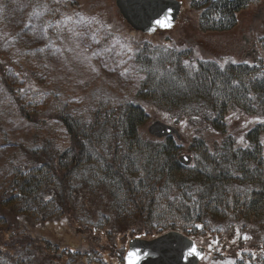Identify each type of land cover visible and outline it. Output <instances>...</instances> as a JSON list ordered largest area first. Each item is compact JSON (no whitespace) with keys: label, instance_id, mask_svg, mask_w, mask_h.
Segmentation results:
<instances>
[{"label":"trees","instance_id":"trees-1","mask_svg":"<svg viewBox=\"0 0 264 264\" xmlns=\"http://www.w3.org/2000/svg\"><path fill=\"white\" fill-rule=\"evenodd\" d=\"M251 1L189 0L188 6L197 10L204 6L203 25L208 23L211 31H224L236 25V13ZM141 50L145 62L149 61V52ZM253 50L252 55L243 52L240 61L223 66L217 58L192 59V46L183 48L176 42L166 53L157 54L158 74L149 72L141 81L137 90L140 99H152L169 109L201 103L214 113V126L224 134L216 143L194 135L189 147L194 156L192 166L178 161L182 145L174 135L155 138L146 133L145 125L152 116L141 103L127 100L114 105L99 99L93 109L80 113L53 92L44 111L27 105L22 95L31 87L26 83L14 87L0 60V81L7 98L36 126L35 146L19 145L17 160L7 165V181L0 185V264H32L39 251L30 250L35 235L25 223L33 221L35 226L68 218L65 211L71 200L82 204L78 218L89 220L91 212L84 206L86 202L94 206L85 197L96 193L98 198L107 197L116 217L135 218L145 225L158 222L164 226L162 231L176 229L197 236L206 231L210 219L224 216L261 220L264 231L261 128L247 130L245 144L240 147L234 134L225 131V116L231 108L246 112L264 108V67L258 59L253 61ZM51 121L68 138L65 144L48 127ZM8 213L15 221L8 220ZM40 240L52 262L57 258L65 264H88L77 257L79 254L61 249L59 238L37 242ZM254 259L247 257L250 264ZM234 264L247 261L240 259Z\"/></svg>","mask_w":264,"mask_h":264},{"label":"rangeland","instance_id":"rangeland-1","mask_svg":"<svg viewBox=\"0 0 264 264\" xmlns=\"http://www.w3.org/2000/svg\"><path fill=\"white\" fill-rule=\"evenodd\" d=\"M263 3L264 0H260L236 13V25L227 31H211L208 23L203 25L195 8L184 4L180 22L172 31L145 35L128 29L112 0H60L59 3L56 0H0L1 67L6 69L7 80L14 87L25 83L31 87L22 95L27 105L44 111L53 92L80 113L93 109L99 99L114 105L127 100L139 102L153 118L177 126L183 137L181 152L192 153L189 147L194 135L216 143L224 134L214 126L212 110L201 103L172 109L161 107L152 99L145 101L137 96L140 83L149 72L158 74L157 54L166 53L176 42L194 47L191 54L194 60L217 58L221 65L240 61L241 49H251L253 38L247 30L250 26L261 30L255 48L259 49L256 59L264 67V18L255 17ZM45 6L49 10H45ZM66 16L72 19L65 21ZM160 46L168 49L157 48ZM141 48L149 52V61L145 62ZM143 64L146 68L141 67ZM29 79L32 82H27ZM261 121H264V108L253 112L231 108L225 116V131L234 134L235 144L240 147L245 144V132L260 126L258 136L264 153V123ZM48 125L65 144L68 138L61 127L53 121ZM35 131V124L24 119L7 98L6 88L0 81V185L7 181V165L17 160L19 145L35 146L32 143ZM87 199L94 206L92 208L88 202L84 206L91 212L89 220L78 218L79 211H83L82 204L71 200L65 211L68 218H54L35 226L33 221L25 223L35 235L30 250L39 251L33 255L32 264H65L57 258L52 262L44 254V243L37 242L40 238H59L63 243H59L61 249L66 247L70 253L79 254L77 257L88 264H119L129 237H152L164 228L158 222L145 225L135 218L116 217L107 197L98 198V193L86 196ZM7 216L8 220L15 221L12 213ZM210 220L204 233L191 234L194 242L205 246L209 252L201 264H234L240 259L250 264L247 257L252 252L256 258L253 264H264L261 220H235L228 216ZM105 249L109 253L105 254ZM209 250H214L215 255ZM236 255L240 256L231 258Z\"/></svg>","mask_w":264,"mask_h":264},{"label":"water","instance_id":"water-1","mask_svg":"<svg viewBox=\"0 0 264 264\" xmlns=\"http://www.w3.org/2000/svg\"><path fill=\"white\" fill-rule=\"evenodd\" d=\"M115 4L130 29L148 34L170 29L180 11L177 0H115ZM146 131L157 138L170 134L180 138L177 128L159 119H153ZM178 160L188 166L192 156L181 153ZM193 248L196 252L189 255ZM203 254L204 248L197 246L190 237L170 230L151 239L138 236L129 239L123 264H199Z\"/></svg>","mask_w":264,"mask_h":264},{"label":"flooded vegetation","instance_id":"flooded-vegetation-1","mask_svg":"<svg viewBox=\"0 0 264 264\" xmlns=\"http://www.w3.org/2000/svg\"><path fill=\"white\" fill-rule=\"evenodd\" d=\"M183 3V1L185 2V0H179ZM260 0H252L247 6L246 8L250 7V6H253L257 3H259ZM112 3H114V0H112ZM189 3V1H187V4ZM244 8V9H246ZM242 9V10H244ZM240 10V11H242ZM255 17H257L259 20L263 19L264 18V3L262 5V7H260L257 12L255 13ZM247 30L248 31V34H250L252 36V38L255 40L256 36H257V33H260L261 30L260 29H256L254 28L253 26H250ZM246 50V48L243 50V52ZM247 55H250V52L247 53Z\"/></svg>","mask_w":264,"mask_h":264},{"label":"snow or ice","instance_id":"snow-or-ice-1","mask_svg":"<svg viewBox=\"0 0 264 264\" xmlns=\"http://www.w3.org/2000/svg\"><path fill=\"white\" fill-rule=\"evenodd\" d=\"M56 2L59 3L60 0H56ZM45 10H49V9H47V6H45ZM40 14L42 15V13H40ZM71 19H72L71 16H66V17L64 18L65 21H69V20H71ZM97 43H98V41H97ZM128 51L131 52L132 49L129 48ZM125 71H127V70H125ZM21 91H23V90H21ZM261 122L264 123V121H261ZM49 199H50V198H49ZM197 227H202V226H201V225H197ZM244 239H250V237H248V236H244ZM194 252H196V249H195V248H193L192 251L189 252V255H192ZM196 254L198 255V253H196Z\"/></svg>","mask_w":264,"mask_h":264},{"label":"bare ground","instance_id":"bare-ground-1","mask_svg":"<svg viewBox=\"0 0 264 264\" xmlns=\"http://www.w3.org/2000/svg\"><path fill=\"white\" fill-rule=\"evenodd\" d=\"M179 155H180V154H179ZM179 155H178V156H179Z\"/></svg>","mask_w":264,"mask_h":264}]
</instances>
